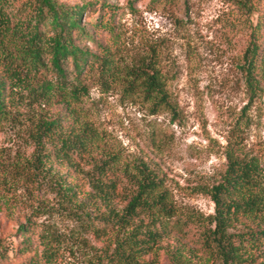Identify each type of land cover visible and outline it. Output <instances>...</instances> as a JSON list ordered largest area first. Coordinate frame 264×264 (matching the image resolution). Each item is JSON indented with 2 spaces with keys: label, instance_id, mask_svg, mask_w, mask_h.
Instances as JSON below:
<instances>
[{
  "label": "rangeland",
  "instance_id": "rangeland-1",
  "mask_svg": "<svg viewBox=\"0 0 264 264\" xmlns=\"http://www.w3.org/2000/svg\"><path fill=\"white\" fill-rule=\"evenodd\" d=\"M6 1L0 264H223L210 235L212 190L229 156L264 170V78L253 91L242 70L258 14L239 0H55L91 5L84 22L98 23L95 41L80 44L98 61L81 75L65 62L62 78L47 55L34 66L24 54L19 28L38 0ZM143 69L162 76L169 106L145 95L135 78ZM60 141L73 144L69 162L56 159ZM143 168L168 210L125 217ZM150 234L154 244L133 243ZM258 241L242 247L248 264H264ZM124 243L131 263L119 259Z\"/></svg>",
  "mask_w": 264,
  "mask_h": 264
},
{
  "label": "trees",
  "instance_id": "trees-1",
  "mask_svg": "<svg viewBox=\"0 0 264 264\" xmlns=\"http://www.w3.org/2000/svg\"><path fill=\"white\" fill-rule=\"evenodd\" d=\"M240 9L249 16L258 14V22L250 34V41L243 56L242 70L245 73L250 88L254 91L260 88L259 72L264 78V0H239ZM0 0V8L6 3ZM91 5L82 7H68L58 4L55 0H38V6L33 9V16L20 25L19 32L26 46L24 54L34 66L42 62V57L47 55L49 63L60 77H65L63 65L70 61L76 72L81 75L84 67L98 61L88 47L81 46V42H94V33L98 23H85L84 14ZM49 24L50 30L43 31ZM22 29V31H21ZM51 35H47V34ZM48 36V37H47ZM136 79L147 97H153L159 105L169 106L168 95L162 76L155 71L139 70ZM4 88L0 85V118L5 116ZM173 110V108H171ZM49 124L47 129L50 130ZM61 147L55 150L56 159L69 162L73 144L70 141H60ZM161 183L147 168L140 170L137 181L136 195L132 196L126 207L125 217H132L137 210L157 208L166 212L165 192L160 190ZM215 205V215L211 221L214 231H210L213 243L223 264H248L244 258L242 247L247 244H256L259 239H264V229L258 230L261 220H264V170L254 162H245L234 157H228L227 170L221 183L215 186L211 193ZM151 202V203H150ZM125 221V219H122ZM249 222V231L245 234L232 236L228 230L234 223ZM257 224V230L252 227ZM24 228L22 227L23 230ZM154 235L148 239L136 240L133 243H155ZM238 238L239 241H234ZM239 242V243H238ZM122 251L127 247L122 244ZM149 247H146L148 249ZM145 249V247H144ZM133 252L125 253L119 259L131 263Z\"/></svg>",
  "mask_w": 264,
  "mask_h": 264
}]
</instances>
